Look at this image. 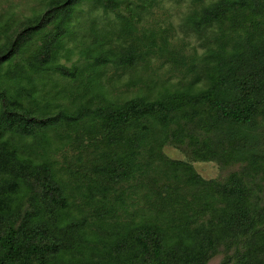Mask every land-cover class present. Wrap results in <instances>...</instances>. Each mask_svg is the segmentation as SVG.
I'll list each match as a JSON object with an SVG mask.
<instances>
[{
  "label": "trees",
  "instance_id": "obj_1",
  "mask_svg": "<svg viewBox=\"0 0 264 264\" xmlns=\"http://www.w3.org/2000/svg\"><path fill=\"white\" fill-rule=\"evenodd\" d=\"M84 1L52 0L51 12H56L57 23L46 12L18 32L0 52L1 75L3 67L43 34L48 24L56 23V31L42 50L33 54L28 67L17 74L15 91L10 92L0 76V264H208L221 247L226 256L220 264H264V201L252 204L245 182L264 174V157L250 149L259 124L264 127V31L262 37L244 38L221 29L229 3L250 8L252 4L258 18H264V6L259 9L264 4L260 0H223L205 8L194 21L200 28L217 24L221 30L218 41L222 50L211 54L215 66L204 69L208 80L205 89L192 93L188 87L172 98L164 96L149 102L135 99L123 106L108 104L95 110L87 103L77 113L62 110L48 117V107L33 108L37 100L31 107L24 106L23 99L32 97V91L20 81L29 77L27 71L40 74L55 70L64 77L76 78L66 67L54 64L68 33L69 20ZM230 44L233 47L227 50ZM136 58L134 51H128L121 61L131 66ZM107 62L96 59L97 64ZM93 70L92 77L96 73ZM6 78H10L9 73ZM199 79L197 76L193 82ZM39 111L43 116H35ZM91 114L99 119L98 127L110 135L108 142L120 149L102 152L97 159L105 164L95 168L119 184L151 172L161 174L171 181L163 202L170 205V210L161 209L154 215L148 210L140 221L136 220V211L113 232L104 224L106 216L93 229L87 219L75 224L67 188L47 156L51 146L48 132L64 125L81 126ZM195 122L207 132L220 131L218 150L187 130V125ZM186 140L199 162L220 160L227 164L234 155L250 158L240 174H232L220 184L203 178L188 162L166 158L163 148L168 142L182 145ZM172 184L174 191L169 190ZM180 185L194 188L200 195L181 197L178 202L175 196ZM89 190L103 195L92 187ZM146 197L150 199L149 194ZM175 202L181 206H173ZM111 211L115 212L114 208ZM61 228L71 232L74 240L68 244L60 241L56 230ZM225 236L234 242H228ZM243 238L246 242L240 248L237 241Z\"/></svg>",
  "mask_w": 264,
  "mask_h": 264
},
{
  "label": "rangeland",
  "instance_id": "obj_2",
  "mask_svg": "<svg viewBox=\"0 0 264 264\" xmlns=\"http://www.w3.org/2000/svg\"><path fill=\"white\" fill-rule=\"evenodd\" d=\"M223 0H86L75 9L69 20L68 33L57 54L55 66H64L76 78L64 77L55 70L35 74L27 71L20 84L32 91V97L23 99L24 106L47 108V116H57L62 110L77 113L81 106L95 110L108 104L123 106L135 99L154 101L164 96L172 98L179 90L191 87L192 93L205 89L208 80L204 69L214 67L216 61L211 54L222 50L218 38L221 34L217 24L200 28L195 24L205 8L212 7ZM250 1V0H249ZM251 3V1H250ZM264 4V0H260ZM52 0H0V52L15 40L16 34L28 27L46 12H51ZM246 5L235 4L225 9V19L221 29L228 35L244 38L262 37L264 18H258V10L254 11ZM264 5H259L263 7ZM56 11V9H55ZM56 22V19H53ZM47 25L46 31L27 44L23 51L1 71L5 87L10 92L18 87L16 76L28 67L33 54L42 50L56 31V23ZM233 44L227 47L231 50ZM128 51H134V64L128 66L121 61ZM108 59L105 64H97L96 59ZM210 59V60H209ZM208 62L207 66L205 64ZM96 69V73L92 77ZM9 73L10 78H6ZM199 76L198 81L194 79ZM96 79V83L92 80ZM193 83V84H192ZM98 91V92H97ZM3 102L0 100V110ZM192 113L191 109H188ZM35 116H43L40 111ZM185 119L183 120V123ZM99 119L90 115L81 121V126L64 125L57 131H49L51 146L47 156L54 162L55 173L65 184L70 202V214L76 219V225L84 219L92 225V229L106 216L104 224L113 232L119 225L127 222L133 214L137 221L141 216L157 214L161 209L170 210L163 204L167 200L166 187L171 185L161 174L151 172L131 182L117 183L112 177L101 174L95 166L104 165L98 156L115 148L108 142L110 136L98 127ZM259 124L256 140L250 148L252 152L264 157V127ZM175 126L172 127V130ZM187 130L193 135L206 139L212 149L220 146L219 132H207L201 123H189ZM29 142V141H28ZM189 141L182 145L173 141L163 148L166 158L180 160L192 164L203 178L224 184L230 175L240 174L246 167L250 156L236 157L227 164L220 160L199 162L191 154ZM116 152L120 149L115 148ZM39 159L40 157L32 155ZM145 155L143 160H146ZM220 158V157H219ZM263 161V160H261ZM95 165V166H94ZM250 200L255 206L264 201V174L245 179ZM89 187L102 192L92 193ZM175 185L172 184L174 191ZM149 194L150 199L146 196ZM196 189L179 186L175 200L181 197L196 196ZM94 195L95 200L89 199ZM161 195V198H158ZM200 193L198 194V196ZM100 196H105L100 200ZM197 196V197H198ZM196 199V198H195ZM100 200V201H98ZM173 206L179 208L180 203ZM150 204V205H149ZM156 207V209L150 208ZM27 207V205H25ZM114 208L115 212L111 211ZM155 212V213H154ZM118 223V224H116ZM55 226H53L54 229ZM56 228V227H55ZM115 228L113 231L112 229ZM56 233L60 241L74 240L71 232L63 228ZM228 242H234L225 236ZM239 247H243L246 239H239ZM226 256L223 247L208 264H220Z\"/></svg>",
  "mask_w": 264,
  "mask_h": 264
}]
</instances>
